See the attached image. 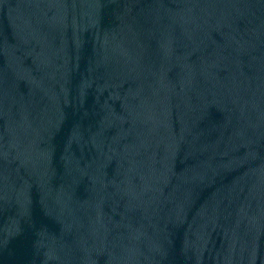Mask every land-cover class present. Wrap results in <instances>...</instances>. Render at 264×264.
I'll return each mask as SVG.
<instances>
[{"label": "water", "instance_id": "95a60500", "mask_svg": "<svg viewBox=\"0 0 264 264\" xmlns=\"http://www.w3.org/2000/svg\"><path fill=\"white\" fill-rule=\"evenodd\" d=\"M0 264H264V0H0Z\"/></svg>", "mask_w": 264, "mask_h": 264}]
</instances>
